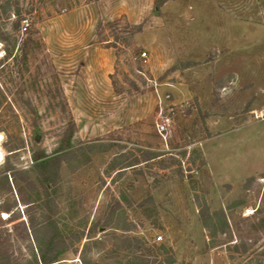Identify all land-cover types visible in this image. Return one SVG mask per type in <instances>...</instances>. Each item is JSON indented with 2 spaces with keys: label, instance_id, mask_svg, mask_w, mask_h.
Here are the masks:
<instances>
[{
  "label": "rangeland",
  "instance_id": "374dc122",
  "mask_svg": "<svg viewBox=\"0 0 264 264\" xmlns=\"http://www.w3.org/2000/svg\"><path fill=\"white\" fill-rule=\"evenodd\" d=\"M60 1L0 0V261L30 264L48 215L57 264H134L157 235L173 264H264V0H139L135 23L127 0ZM86 43L108 49L87 70L99 99ZM71 122L47 197L33 153L55 155ZM205 208L225 216L214 233Z\"/></svg>",
  "mask_w": 264,
  "mask_h": 264
},
{
  "label": "trees",
  "instance_id": "16d2710c",
  "mask_svg": "<svg viewBox=\"0 0 264 264\" xmlns=\"http://www.w3.org/2000/svg\"><path fill=\"white\" fill-rule=\"evenodd\" d=\"M81 1H85V0H61L58 7L53 9V13L59 14L64 10L71 9L74 6L78 5ZM31 10H29V11H31ZM20 12L21 11L16 7L15 14L17 16H19ZM46 14L48 17H50L52 15V12H50L48 10ZM15 25H18V21L15 22ZM135 31L139 32L140 27L138 26ZM112 84H113V82H112ZM114 90H115V88H114ZM73 129H74V123L71 122L68 126V129H67V135L62 140V145L60 147H58V149L56 151L57 154L55 153V155L48 157V155H46L43 151H35L33 153V158L35 161L33 168L38 175L39 182L42 185V187L44 188V191L46 192L45 195L47 197H49L48 189L50 187L51 188L53 187L54 179L57 176L58 167L60 166V163L64 159V155H62L60 152L64 149H68L72 146L71 145V138L73 135ZM194 153L195 154L191 158V160L187 161V162H194L196 159L197 160L200 159L201 163L203 164V161L201 159L200 154L198 153V150H197V153L196 152H194ZM145 154L146 155H144L143 159H142L144 161L153 159L154 157L157 156V155L149 153V152H146ZM132 164H134V163H128L124 167L131 166ZM50 203H52V199H51V201L47 200L46 204L49 205ZM218 216L221 217L225 223V216H224L223 212L218 213V211H217V212H213L212 214H210L208 212V208H205V209L200 211V218H201L200 220L202 221L203 227L207 228L208 231L211 229V232H213V233L215 232L216 227H215V224L212 223V221H213L214 217H218ZM43 219H45V223H46L45 229H47V235H46V238L43 242L38 241V239L36 240L37 246H38L37 252L34 253L33 259H32V261H30V264H57V261L59 260L58 256L60 254L59 250H60L61 245L64 244V241H63L61 235H59L58 229H57L55 223L50 219V217L48 215H45ZM3 241H0V246H2V244L4 243ZM158 248L164 249V246L158 245ZM166 252L168 253V251H166ZM166 252H163V253H166ZM262 255H264V251L262 252ZM3 258H4L3 259L4 261H0V264H10L9 263V255L6 254V255H4ZM78 259L81 262V264H92L81 254H79ZM164 262H165V264H170L173 262V259L171 257H169L168 261L165 260ZM93 264H97V263H93Z\"/></svg>",
  "mask_w": 264,
  "mask_h": 264
},
{
  "label": "crops",
  "instance_id": "0c3cea01",
  "mask_svg": "<svg viewBox=\"0 0 264 264\" xmlns=\"http://www.w3.org/2000/svg\"><path fill=\"white\" fill-rule=\"evenodd\" d=\"M112 5H115V4L112 3ZM117 7L119 9L123 10V11H121L120 14H123L124 16H126V18L128 20H131L133 23L136 22L135 20H137V19L134 15L137 14V17L139 16V7H140V1L139 0H127L124 2V4L122 3L120 5H117ZM136 11H138V13ZM71 14L72 13H68V16H70ZM107 16H108V14H107ZM79 18L77 17V19H79ZM77 19L75 20V18H74L75 22L80 21ZM80 19H81V21H83L82 18H80ZM87 31H88V29H87ZM86 32H85V34L83 33V36H85L86 34L89 35ZM103 50H105V51H103ZM105 52H108L107 48H99V47H97L96 44H87V43L84 44L83 49H82L83 57H81V58H83V60L80 63V71L82 72V74L88 72L87 70L92 69V67L90 65L92 64L93 58L95 59L96 55H103ZM109 61L112 62L113 61L112 58ZM105 64H107V61L105 62ZM102 66H104V64L98 66V70H100L102 68ZM110 73H111L110 71L106 72L107 75ZM87 75L89 76L88 79L85 78V75L81 77V78H83L84 88L95 99H99L100 97L103 96V93H101V91L97 87L96 82L94 83V82L89 81L92 77L91 72H88ZM84 79H85V81H84ZM113 93H114L113 90L109 89V93H108V91H106V97L108 96V94L113 95ZM127 244H129V242ZM127 244H125V245H127ZM139 246L140 247L136 246L133 251H130V252H133L134 254L138 253L134 264H151L153 260L154 261L158 260V256H161V255L163 256L164 254L166 257V261H168V258H169L168 253L165 251L166 253L163 254V250L158 248V242L155 240V236H153L151 240L148 238L143 239V242L140 243ZM127 247L128 246L122 247V250H124ZM171 258L173 259V262L170 264H173L175 262V256L172 255ZM159 262L165 263L163 260H160Z\"/></svg>",
  "mask_w": 264,
  "mask_h": 264
},
{
  "label": "built area",
  "instance_id": "2783aa9c",
  "mask_svg": "<svg viewBox=\"0 0 264 264\" xmlns=\"http://www.w3.org/2000/svg\"><path fill=\"white\" fill-rule=\"evenodd\" d=\"M27 26H28L27 21H26V20H23V21H22V25H21V30H22V31H26ZM140 55H141V57L143 58V60L145 61V56H146L145 51H143ZM156 130H157V132L160 133V134L163 133V132L165 131V124H164V122L157 123V124H156ZM160 239H161V236H160V235H157V236L155 237V240H160Z\"/></svg>",
  "mask_w": 264,
  "mask_h": 264
},
{
  "label": "water",
  "instance_id": "95a60500",
  "mask_svg": "<svg viewBox=\"0 0 264 264\" xmlns=\"http://www.w3.org/2000/svg\"><path fill=\"white\" fill-rule=\"evenodd\" d=\"M35 140H38L37 136L35 137Z\"/></svg>",
  "mask_w": 264,
  "mask_h": 264
}]
</instances>
